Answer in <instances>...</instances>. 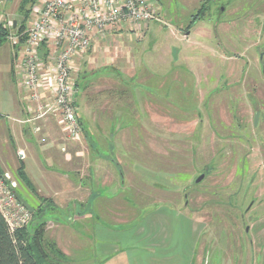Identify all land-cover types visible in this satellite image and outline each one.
<instances>
[{
    "label": "rangeland",
    "instance_id": "1",
    "mask_svg": "<svg viewBox=\"0 0 264 264\" xmlns=\"http://www.w3.org/2000/svg\"><path fill=\"white\" fill-rule=\"evenodd\" d=\"M21 1L6 0L0 5V26L7 35L18 33L22 26L26 31L31 25V11L27 12L30 3L21 11ZM151 1L156 11L151 22L158 24L150 22L143 44L154 39L156 50H169L170 45H174L179 50L177 58L182 68L191 72L197 70L198 74L194 72L195 79L190 76V81L187 80L185 99L171 101L168 119H161L160 112L151 110L155 114L152 119L158 122H148L154 130L127 134L135 140L131 146L125 141L120 142V151L128 152L126 158L137 163L138 179H132V165H128L126 171L137 196L127 189L122 194L103 188L93 192L108 208L124 206L135 216L152 207L183 210L200 229L194 264H264V0ZM168 30H176L180 35L190 30L189 39L185 43L177 41ZM202 32L207 33L211 41H207V35ZM149 44L152 46V41ZM203 46H212L214 53L206 52ZM52 50L50 44L43 43L37 53L47 63ZM21 55V46L14 47L6 36L0 45V126L4 125V130H10L14 125L12 100L19 90L11 76L16 75L20 82ZM137 56H134L135 67L131 72L127 70L125 77L135 79V82L140 77ZM162 57L169 60L166 53ZM161 59L159 57V62L164 60ZM203 60L213 65V74H205L206 66L203 73L200 71L204 68ZM75 68L77 84L79 67L76 65ZM101 73L85 96L99 90L101 77L105 79L114 74L110 70ZM86 83L85 76L77 86L81 96L85 94ZM198 91L201 96L196 99ZM75 106L78 117L79 112L81 115L87 110L86 103L80 98L75 100ZM93 117L96 120V116ZM161 124L168 127L164 128L168 133L157 130ZM59 129L56 125L53 131L57 138H61ZM4 134L0 135V154L9 162L7 165L14 168L18 159L8 135ZM97 134L105 136V133ZM106 135L105 140H113L110 138L115 133ZM92 140L97 144L100 142V138ZM101 148L106 156H112L111 149ZM106 166L111 168L112 165L106 163ZM112 169L109 171L115 172ZM201 175L203 179L195 183ZM10 176L16 181L15 175ZM16 183L15 197L31 214L28 229L32 230L40 221L41 215L38 218L34 210L39 204L44 214L42 218L46 219L44 238L64 257V260L56 259L50 254V261L81 264L76 263L64 242L57 245L53 237V216L63 222L60 216L64 213H53L52 203H42L40 196H34L38 198V204L31 205L24 196L20 197L22 186ZM96 184L99 183L95 180L93 185ZM94 197L91 198L92 211L100 216L97 197ZM113 212L109 216L120 213L114 209ZM100 218L111 223L106 216ZM62 238L69 239L67 236Z\"/></svg>",
    "mask_w": 264,
    "mask_h": 264
},
{
    "label": "crops",
    "instance_id": "2",
    "mask_svg": "<svg viewBox=\"0 0 264 264\" xmlns=\"http://www.w3.org/2000/svg\"><path fill=\"white\" fill-rule=\"evenodd\" d=\"M151 23L158 24L154 21ZM151 23L111 29L104 37L91 40L88 52L76 59L78 62L80 60L79 65L75 60L79 67L75 100L80 98L86 103L87 109L81 115L79 112L82 127L80 141L66 138L56 115L27 122L35 104L29 99L16 75L12 77L10 74L19 90L16 98L12 100L15 108L12 119L14 125L10 130H4V125H1L0 135L4 132L8 135L18 164L14 168L12 165L8 166L9 162L0 154V171L15 175L16 181L22 186L20 197L24 196L25 201L28 200L31 205L38 204V198L35 197L40 196V200L47 199L46 202L42 200V203H52L53 213H64L60 216L63 222H59L58 216H53V237L57 245L65 243L66 247H63L74 255L76 263L194 264L196 261L195 247L200 229L183 210L164 206L152 207L135 216L124 206L108 208L100 201L101 197L95 196L97 193L93 192L100 188L104 191L114 190L117 194H122L126 189L132 190L127 166L132 165L134 169L132 179H138L137 163L126 158L129 156L128 152L120 151V142L125 141L131 146L135 140L132 141L127 134L136 135L140 131L154 130L148 124L155 122L151 117L155 114L151 110L160 112L158 116L161 115V119H168L171 115V101L184 100L187 80L190 81V76H196L194 72L198 74L197 70L191 72L182 68L177 58L179 50L174 45H170L169 50H156L154 39H151L152 46L149 44L151 41L143 44ZM168 31L177 41L185 43L189 39L190 30L181 35L176 30ZM136 33L138 38L135 37ZM202 33L207 35V41H211L207 33ZM121 39L125 41L120 42ZM202 49L212 53L215 51L212 46H203ZM165 53L169 56L168 61L162 57ZM135 55H138L137 71L140 73L136 82L135 79L131 81L130 78H125L126 71L131 72L135 67ZM159 57L164 60L159 62ZM203 62L204 68H200V71L203 73L206 66L205 74H213V65L205 60ZM100 70H110L114 74L105 79L101 77L98 80L99 90L96 93L91 91L85 96L96 82V76L100 77L102 74ZM85 76L86 89L81 96L77 86L81 85L79 83ZM52 87L53 83H45L40 88V94L50 100ZM197 93L196 99L201 96V91ZM93 116H96V120ZM162 124L157 130L168 133L164 129L166 126ZM56 125L60 128L58 131L61 138L53 134ZM108 132L115 133L110 138L113 140H105ZM96 133H105V136H96ZM94 137L100 138L99 144L92 140ZM101 147L111 149L114 153L108 157ZM19 153H23L24 157L20 158ZM106 163H110L111 168ZM112 168L115 169L113 173L109 171ZM19 170L30 186L20 182ZM95 180L99 184L93 185ZM132 191L137 196L135 190ZM94 196L97 197L96 206L100 216L92 211L91 198ZM37 207L39 204L36 209ZM36 209L34 208L35 211ZM113 209L120 213L114 214V217L109 216L115 213ZM101 216H106L111 223L103 221ZM63 236L69 239L63 240ZM57 248L60 249L61 246ZM66 259H69L68 255Z\"/></svg>",
    "mask_w": 264,
    "mask_h": 264
},
{
    "label": "built area",
    "instance_id": "3",
    "mask_svg": "<svg viewBox=\"0 0 264 264\" xmlns=\"http://www.w3.org/2000/svg\"><path fill=\"white\" fill-rule=\"evenodd\" d=\"M5 1L0 0V5ZM155 13L151 0H38L31 9L29 29L7 35L14 47L21 46L20 85L35 104L27 122L56 115L66 138L80 141L75 59L86 53L93 38H102L119 26H145ZM43 43L53 48L47 63L37 53ZM48 82L53 83L50 100L40 94ZM19 157L23 158V153ZM16 184L9 173L0 171V214L10 231L27 226L31 220L30 212L15 197Z\"/></svg>",
    "mask_w": 264,
    "mask_h": 264
},
{
    "label": "trees",
    "instance_id": "4",
    "mask_svg": "<svg viewBox=\"0 0 264 264\" xmlns=\"http://www.w3.org/2000/svg\"><path fill=\"white\" fill-rule=\"evenodd\" d=\"M37 1L38 0H22L19 8L22 11L24 6L30 3V9L27 11L30 12ZM203 13L204 12H202V14ZM196 18H198V16ZM194 21H196V19ZM194 21H192V23ZM24 32L25 30L22 26L18 33ZM6 36L7 34L2 31L0 26V45L6 40ZM23 41L24 36L20 38V44H22ZM18 178L23 184L30 186L29 181L21 170L18 171ZM46 201L47 199H43V202ZM35 212L38 218L39 215H41V217L39 218L40 221L38 224L33 227L32 230H29L28 227L25 226L15 231H10L7 223L0 214V264H59L57 261H50V254H53V258L56 257V259L64 260L60 251L44 238L46 219L42 218L44 214H42L43 211L40 206L37 207ZM33 216L36 217L35 214ZM53 248H55V251H53Z\"/></svg>",
    "mask_w": 264,
    "mask_h": 264
},
{
    "label": "water",
    "instance_id": "5",
    "mask_svg": "<svg viewBox=\"0 0 264 264\" xmlns=\"http://www.w3.org/2000/svg\"><path fill=\"white\" fill-rule=\"evenodd\" d=\"M203 179V175H201L200 177H198L195 181V183H199L201 180Z\"/></svg>",
    "mask_w": 264,
    "mask_h": 264
}]
</instances>
